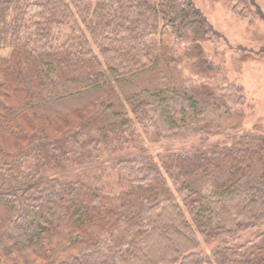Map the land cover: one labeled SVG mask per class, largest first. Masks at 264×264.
Wrapping results in <instances>:
<instances>
[{"label":"trees","instance_id":"16d2710c","mask_svg":"<svg viewBox=\"0 0 264 264\" xmlns=\"http://www.w3.org/2000/svg\"><path fill=\"white\" fill-rule=\"evenodd\" d=\"M211 30L194 0H0V264H264V126L166 53Z\"/></svg>","mask_w":264,"mask_h":264},{"label":"rangeland","instance_id":"374dc122","mask_svg":"<svg viewBox=\"0 0 264 264\" xmlns=\"http://www.w3.org/2000/svg\"><path fill=\"white\" fill-rule=\"evenodd\" d=\"M194 1L212 26L210 38L200 43L201 59L196 56V51L188 49V41L178 42L171 36L164 41L168 47L166 53L171 59L178 57L183 76L195 75L193 79L208 82L212 87L229 84L228 91L232 85L242 88L244 101L231 108L233 120L230 122L239 123L235 130L237 134L244 130L254 132L258 124L264 126V0ZM3 43L0 44V56L9 52L7 42ZM201 93L206 94V91L201 90ZM225 134H214L209 140L230 142ZM192 141L198 143L200 139L193 137L182 142L189 147ZM109 160L77 165L58 174L68 179L80 176L95 182L108 177L112 179L115 174L108 175V167H105L113 158Z\"/></svg>","mask_w":264,"mask_h":264}]
</instances>
